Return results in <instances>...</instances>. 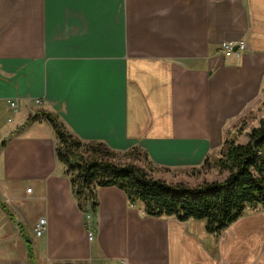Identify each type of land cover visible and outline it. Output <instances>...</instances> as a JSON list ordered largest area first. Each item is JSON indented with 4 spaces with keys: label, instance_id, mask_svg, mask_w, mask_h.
<instances>
[{
    "label": "crops",
    "instance_id": "obj_1",
    "mask_svg": "<svg viewBox=\"0 0 264 264\" xmlns=\"http://www.w3.org/2000/svg\"><path fill=\"white\" fill-rule=\"evenodd\" d=\"M223 40L247 47L219 55ZM259 104L264 0H0V117L16 119L10 135L0 123V264H237L228 250L241 234L199 236L115 186L96 188L93 210L79 206L49 123L15 129L43 109L82 140L188 168L219 156ZM246 227V263L264 264V218Z\"/></svg>",
    "mask_w": 264,
    "mask_h": 264
},
{
    "label": "trees",
    "instance_id": "obj_2",
    "mask_svg": "<svg viewBox=\"0 0 264 264\" xmlns=\"http://www.w3.org/2000/svg\"><path fill=\"white\" fill-rule=\"evenodd\" d=\"M40 119L54 132L56 158L64 165L81 207L89 201L93 210L96 188L115 186L129 201H139L147 216L205 220V229L217 235L246 209H264V117L249 129L244 142L224 138L219 156H206L200 165L191 167L198 171L213 167L226 173L222 179H204L194 186L167 182L135 163L116 162V150L104 141H86L72 134L54 112L38 109L15 132ZM135 150L141 148L132 147L124 153ZM141 155L147 159L144 150Z\"/></svg>",
    "mask_w": 264,
    "mask_h": 264
},
{
    "label": "rangeland",
    "instance_id": "obj_3",
    "mask_svg": "<svg viewBox=\"0 0 264 264\" xmlns=\"http://www.w3.org/2000/svg\"><path fill=\"white\" fill-rule=\"evenodd\" d=\"M34 105H40V104H34ZM18 104H16V108H17ZM9 107L10 104H9ZM12 110V109H11ZM37 111V110H36ZM34 110L33 113L36 112ZM15 111L12 110L10 112H6L3 115H1L0 117V123L1 125H3L2 130L5 131L6 133H11V129H13V124L16 123V119L8 116V115H12L14 114ZM260 117H264V104H259L257 109L255 111H247L245 112L244 115L240 116V121L238 122L237 125L233 126L231 128L232 132L230 133V135H234V139L236 142H243L246 140V133L249 131V129L252 126L257 125L258 120L260 119ZM9 118V119H8ZM241 129V131H240ZM228 129H226L225 134L228 135ZM133 147H139V146H133ZM132 148V147H131ZM140 148V147H139ZM130 149V148H128ZM126 149V150H128ZM117 151L116 155L114 157V160L118 163L124 164V163H135L139 166H143L145 167L149 173H151L153 176L155 177H160L164 180H166L167 182H171V183H176L179 181L182 182H186L187 184H189L190 186H194L196 185L198 182H201L202 180L206 179V180H212V179H222L225 177L226 173L225 172H220L217 168H209V169H205V170H191V167L188 168H176V169H163L156 167L154 165L151 164L150 160L147 157V159L144 158L142 154V151L144 149L141 148L140 151H132L130 153H124V151ZM213 158H215L214 156H212ZM217 157V156H216ZM139 201H135L133 202L135 205H138ZM140 203V202H139ZM254 217H258L259 220L261 218H264V209L262 208H256V209H246L245 212L243 213V215L241 216V218L239 219V222L234 223L229 229L226 228L225 230H223L220 234H215V233H210L205 229V220H197V219H189L191 220L190 222V227L189 229L191 231H196L197 233H199V236H202L203 231L206 230V232H208L209 236L211 238H213L214 240L218 239L221 235L224 236L227 232L233 231L234 233L231 234H241L240 236V241H237V244H233L230 246L228 252H229V256L236 260V258L238 259V263L237 264H247L246 263V258H247V243H246V234H247V222L248 219L254 220ZM175 218V217H174ZM176 219V218H175ZM252 229V228H251ZM225 232V233H224ZM94 236V235H93ZM238 249V251L235 253V251H233L234 249ZM207 249H209V252L211 253V255L214 258H218L219 256L217 255V248L216 245L214 244L213 246L209 245L207 247ZM257 251V248H256ZM224 259H226L227 255L223 256ZM236 261H226L223 260L220 264H235Z\"/></svg>",
    "mask_w": 264,
    "mask_h": 264
},
{
    "label": "built area",
    "instance_id": "obj_4",
    "mask_svg": "<svg viewBox=\"0 0 264 264\" xmlns=\"http://www.w3.org/2000/svg\"><path fill=\"white\" fill-rule=\"evenodd\" d=\"M247 47L245 41L242 40H223L220 43V47L218 49L219 55H228L232 52L244 50ZM35 104H40V100L38 98L33 101ZM10 106L16 108V104L14 101H10ZM46 229V219L44 217H39L33 226V231L36 236H41ZM93 231L89 228L87 230V238L88 240L93 239Z\"/></svg>",
    "mask_w": 264,
    "mask_h": 264
}]
</instances>
